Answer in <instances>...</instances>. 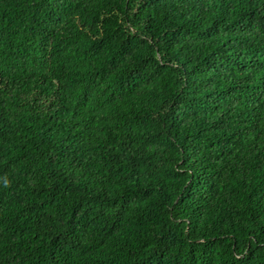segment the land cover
<instances>
[{"label":"trees","instance_id":"trees-1","mask_svg":"<svg viewBox=\"0 0 264 264\" xmlns=\"http://www.w3.org/2000/svg\"><path fill=\"white\" fill-rule=\"evenodd\" d=\"M0 264H264V0H0Z\"/></svg>","mask_w":264,"mask_h":264}]
</instances>
